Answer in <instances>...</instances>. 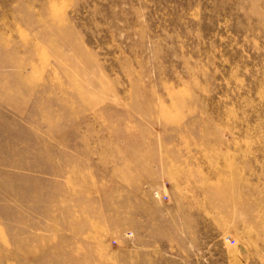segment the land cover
<instances>
[{
	"label": "rangeland",
	"instance_id": "rangeland-1",
	"mask_svg": "<svg viewBox=\"0 0 264 264\" xmlns=\"http://www.w3.org/2000/svg\"><path fill=\"white\" fill-rule=\"evenodd\" d=\"M0 264H264V0H0Z\"/></svg>",
	"mask_w": 264,
	"mask_h": 264
},
{
	"label": "built area",
	"instance_id": "built-area-1",
	"mask_svg": "<svg viewBox=\"0 0 264 264\" xmlns=\"http://www.w3.org/2000/svg\"><path fill=\"white\" fill-rule=\"evenodd\" d=\"M157 193H159V192H157Z\"/></svg>",
	"mask_w": 264,
	"mask_h": 264
}]
</instances>
